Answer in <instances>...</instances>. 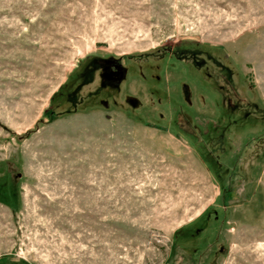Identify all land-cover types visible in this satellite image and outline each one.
<instances>
[{"label":"rangeland","instance_id":"1","mask_svg":"<svg viewBox=\"0 0 264 264\" xmlns=\"http://www.w3.org/2000/svg\"><path fill=\"white\" fill-rule=\"evenodd\" d=\"M0 264H264V0H0Z\"/></svg>","mask_w":264,"mask_h":264},{"label":"trees","instance_id":"2","mask_svg":"<svg viewBox=\"0 0 264 264\" xmlns=\"http://www.w3.org/2000/svg\"><path fill=\"white\" fill-rule=\"evenodd\" d=\"M108 77V76H107ZM107 80H109V81H112L111 80V78H107ZM80 86V85H79ZM77 88H78V86H77ZM58 97V93L53 97V99H52V102H54L56 105L53 107V109L51 110V112H50V114H51V116L52 117H55V116H58V114L59 115H61V114H63V111H61V108H62V104L60 103V101L59 100H61L60 98H57ZM73 100V98H72V96H71V94H69L68 95V102L70 103V102H73L72 101ZM214 171V173L216 174L217 173V169H214L213 170ZM218 176V175H217ZM220 177V176H219ZM190 233V235H191V232H189ZM194 234V233H193ZM192 236V235H191Z\"/></svg>","mask_w":264,"mask_h":264},{"label":"flooded vegetation","instance_id":"3","mask_svg":"<svg viewBox=\"0 0 264 264\" xmlns=\"http://www.w3.org/2000/svg\"><path fill=\"white\" fill-rule=\"evenodd\" d=\"M107 65L109 67H112L111 70L109 71V74H107V76L109 78H111L112 81H114L118 75L123 73V69H122L121 65H119L118 63H114L112 61H109Z\"/></svg>","mask_w":264,"mask_h":264}]
</instances>
